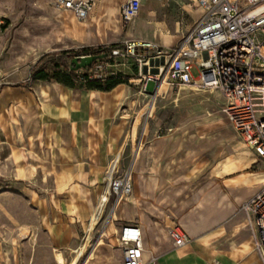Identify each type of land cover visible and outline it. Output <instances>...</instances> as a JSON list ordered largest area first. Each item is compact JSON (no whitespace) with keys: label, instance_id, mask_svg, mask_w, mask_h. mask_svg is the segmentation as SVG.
<instances>
[{"label":"rangeland","instance_id":"1","mask_svg":"<svg viewBox=\"0 0 264 264\" xmlns=\"http://www.w3.org/2000/svg\"><path fill=\"white\" fill-rule=\"evenodd\" d=\"M161 1L145 0L142 16L132 24L142 29L133 35L129 32L132 26L122 27L119 10L112 8L110 0H103L102 10L97 13L96 8L84 21L59 10L57 0H0V91L5 83L12 86L28 80L43 55L70 44L73 50L113 44H120V50H124L128 42H143L153 46L148 48L151 56L146 61L152 59V63L164 65L169 55L157 51L169 52L179 44L181 32L174 31L173 26L183 10L175 1ZM112 19L119 26V34L111 31ZM154 25H165L167 30L159 32ZM71 26L82 31L90 29L92 39H66L63 32ZM114 62L109 70L135 80L120 85L121 101L111 118L125 127V140L120 144L123 151L113 158L121 155L123 170L134 172L133 191L122 201L109 195L102 208L110 166L106 169L104 178L96 184L100 200L95 216L102 210L100 223L86 230L77 248L56 250L66 264L78 258L73 249L83 247L84 254L77 264H121L119 217L133 224L157 220L160 217L153 215L155 208H151L155 205L174 221L191 216L206 224L218 215L225 201H231L233 191L251 195L252 189L244 186V179L257 178L264 172L263 163L246 147L223 113L226 101L220 93L170 86L153 99L157 84L150 82L146 89L135 59L116 58ZM193 74L198 77V70L194 69ZM45 88L49 94L42 92V100L33 101L25 111L14 103L7 110L0 109V122L11 120L18 126L12 146L5 149L0 145V264H24L28 252L55 248L43 228L38 204L39 200L53 198L52 172L61 148L54 144L53 137L68 138L71 129L67 98L50 96L55 85L46 84ZM16 94L19 89L10 97ZM9 154H13L12 171L4 163Z\"/></svg>","mask_w":264,"mask_h":264},{"label":"crops","instance_id":"2","mask_svg":"<svg viewBox=\"0 0 264 264\" xmlns=\"http://www.w3.org/2000/svg\"><path fill=\"white\" fill-rule=\"evenodd\" d=\"M93 1V11L97 8L98 13L103 8V0ZM110 1L112 8L119 10L120 14L121 6L127 0ZM172 1H175L176 5H181L183 10L173 26L174 31L181 32L179 34L181 42L203 15L204 10L198 7L194 0ZM144 6L145 0L143 8ZM153 13L155 14V11ZM133 22L129 26L133 27L134 35L141 31L142 27L132 25ZM110 27L111 31L120 33L119 26L113 19ZM166 28L165 25H154V29L159 32H164ZM91 33L90 29L82 31L72 26L63 32L64 37L72 42L92 39L89 36ZM69 49H74L71 44L60 48L59 51ZM46 84L57 87L52 90L50 96L64 95L67 98L66 106L71 133L68 138L61 135L53 137L54 144L61 146L52 172L55 180L54 187L51 189L53 198L39 200L38 204L43 228L49 235L50 245L55 248L42 247L28 252L24 255L28 257L24 264H58L56 250L77 248L80 242H83L84 233L90 228V221L95 216L100 200V190L96 184L104 178L106 169L111 166V160L114 159L113 156L122 153L123 147L120 149L122 146L120 144L125 140V127L114 123L111 119L121 101L122 96L118 93L122 86L110 92L98 90L83 92L79 89L67 88L59 83L32 81L29 78L12 85L13 87L7 83L3 85L0 91V109L4 107L3 109L7 110L14 103L25 111L33 101L42 100L44 93L48 91L45 88ZM35 86L40 88L34 89ZM17 89L19 94L11 98L13 91ZM17 129L18 126H14L11 120L0 122V145L5 146V149L7 145L11 147L14 139L13 132ZM0 157H2L1 152ZM12 161L13 154H9L8 158L4 157V163L8 164L9 171H12ZM20 166H24L23 163ZM244 183V186L252 189V194L245 195L240 191L239 193L233 191L231 201L224 200L225 202L220 206L221 211L213 218H209L208 224L191 216L179 217L174 221L167 215V211L162 213L160 207L152 206L156 213L153 215L160 218L157 220L150 218L138 224L143 231L144 264H262L259 255L255 252L253 232L248 225V216L242 206L256 192L264 188V172L257 178H245ZM171 209L173 210V207ZM118 219L121 230L127 222L121 217ZM178 226L188 233L191 242L183 248L175 249L169 237V230Z\"/></svg>","mask_w":264,"mask_h":264},{"label":"built area","instance_id":"3","mask_svg":"<svg viewBox=\"0 0 264 264\" xmlns=\"http://www.w3.org/2000/svg\"><path fill=\"white\" fill-rule=\"evenodd\" d=\"M194 2L204 13L181 42L168 52L169 59L164 65L152 63V59L147 62L151 56L148 47L136 42H128L124 50H112L110 58L135 59L146 89L150 82H156L159 88L167 68L165 80L173 87L220 93L226 101L223 113L264 166V0ZM143 4L144 0H127L121 6L119 17L124 27L140 17ZM57 5L61 10L72 12L77 20L84 21L90 17L94 1L57 0ZM111 65L105 62L95 66L87 72L88 78L106 77ZM194 69L198 70V77L194 76ZM153 71L160 76L152 75ZM121 161L118 155L108 172V195H116L119 201L133 191L128 180L130 172L123 170ZM242 209L253 232L255 252L264 264V188L247 200ZM169 237L175 249L191 242V237L179 226L169 230ZM119 241L123 248V264H144L143 231L138 224L124 225Z\"/></svg>","mask_w":264,"mask_h":264},{"label":"trees","instance_id":"4","mask_svg":"<svg viewBox=\"0 0 264 264\" xmlns=\"http://www.w3.org/2000/svg\"><path fill=\"white\" fill-rule=\"evenodd\" d=\"M5 29L7 27H4ZM120 44L112 46H101L98 48H83L81 50H61L53 51L43 55L36 65L31 69L30 80L56 82L70 89H80L86 91L98 90L110 92L121 84L133 78L122 75H117L108 69V75L102 79H89L87 72L99 64L111 62L115 64L114 59H111V51L119 50ZM88 55H107L104 60H98L93 63L92 67L82 71H74L72 69V60L75 57ZM25 84H23L24 86Z\"/></svg>","mask_w":264,"mask_h":264},{"label":"bare ground","instance_id":"5","mask_svg":"<svg viewBox=\"0 0 264 264\" xmlns=\"http://www.w3.org/2000/svg\"><path fill=\"white\" fill-rule=\"evenodd\" d=\"M133 31H134V29H133V27H131L129 32L133 34ZM138 44L140 46H146L148 48L149 47H151V48L153 47L152 45H148V44H145L143 42H139ZM157 52H158V54H161L162 56H165V55L168 54V52H166L164 50L163 51H157ZM151 74L154 75V73H151ZM157 76H160L159 73H157ZM170 86L171 85H170L169 81L165 80V75L163 74L162 77H161L160 85H159V94L168 91ZM132 179H133V172L130 171L129 176H128V180H130L131 183H132V181H133ZM108 194H109V188H107V192L105 194H103L102 201H104V202H108L109 201V195ZM103 206H104V204L101 205L102 208H103ZM101 214H102V210H101ZM101 214L100 215H96L93 218V220H92V222L90 224L89 231L93 230L97 225H99L100 220H101ZM110 226H111V223L109 222V226L108 227L110 228ZM113 241H116V239H113ZM74 252L78 253V258L75 259V263H74V264H77L78 261H79V258L84 254V247L81 250H78V251L74 250ZM57 262H58V264H66L65 258L60 253L57 254Z\"/></svg>","mask_w":264,"mask_h":264},{"label":"water","instance_id":"6","mask_svg":"<svg viewBox=\"0 0 264 264\" xmlns=\"http://www.w3.org/2000/svg\"><path fill=\"white\" fill-rule=\"evenodd\" d=\"M105 58H107V55H88V56L75 57L72 60V66H73L72 69L74 71L85 70L87 68L92 67L94 62L98 60H104ZM144 73L147 74V68H144ZM158 94H159V88H156V90L153 92V99H155L158 96Z\"/></svg>","mask_w":264,"mask_h":264}]
</instances>
